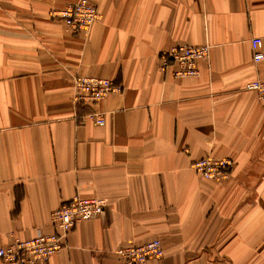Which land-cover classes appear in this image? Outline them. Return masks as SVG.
<instances>
[{
    "label": "crops",
    "instance_id": "obj_1",
    "mask_svg": "<svg viewBox=\"0 0 264 264\" xmlns=\"http://www.w3.org/2000/svg\"><path fill=\"white\" fill-rule=\"evenodd\" d=\"M77 1L0 0V248L54 233L80 196L104 214L47 264H126L118 249L153 240L165 255L146 264H264V104L246 90L264 80V0H89L100 20L76 34L51 14ZM206 44L197 77L161 70L162 53ZM76 76L121 91L79 105ZM205 157L234 160L232 176L200 177Z\"/></svg>",
    "mask_w": 264,
    "mask_h": 264
},
{
    "label": "built area",
    "instance_id": "obj_2",
    "mask_svg": "<svg viewBox=\"0 0 264 264\" xmlns=\"http://www.w3.org/2000/svg\"><path fill=\"white\" fill-rule=\"evenodd\" d=\"M100 12L89 0H78L63 10L54 11L52 19L67 24L76 34L88 33L90 28L100 20ZM254 61L264 60L263 40H251ZM210 46H175L162 53L161 70L173 67L176 79L197 77L200 73L198 64L210 58ZM74 102L79 105L96 104L121 88L111 80L98 77L76 76L73 80ZM246 90L257 94L264 104V80H256L246 86ZM97 124H104L102 114L92 113L88 116ZM192 169L202 178L222 182L228 180L235 169L231 158L214 159L205 157L191 164ZM104 214L103 204L95 198L76 196L70 202L61 205L51 215L54 233L38 234L33 239L16 240L5 248H0V260L7 264H47L60 252L68 235L82 222L93 220ZM118 257L126 264H146L149 261L162 260L165 252L160 240H153L144 245L123 247L117 250Z\"/></svg>",
    "mask_w": 264,
    "mask_h": 264
},
{
    "label": "rangeland",
    "instance_id": "obj_3",
    "mask_svg": "<svg viewBox=\"0 0 264 264\" xmlns=\"http://www.w3.org/2000/svg\"><path fill=\"white\" fill-rule=\"evenodd\" d=\"M69 5H70V4H69ZM69 5H68V6H69ZM62 10H63V9H62ZM58 11H60V10H58Z\"/></svg>",
    "mask_w": 264,
    "mask_h": 264
},
{
    "label": "bare ground",
    "instance_id": "obj_4",
    "mask_svg": "<svg viewBox=\"0 0 264 264\" xmlns=\"http://www.w3.org/2000/svg\"><path fill=\"white\" fill-rule=\"evenodd\" d=\"M66 25V24H65ZM67 26V25H66Z\"/></svg>",
    "mask_w": 264,
    "mask_h": 264
}]
</instances>
